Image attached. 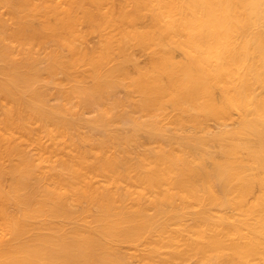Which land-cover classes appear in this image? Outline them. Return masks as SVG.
Listing matches in <instances>:
<instances>
[{
	"label": "bare ground",
	"instance_id": "bare-ground-1",
	"mask_svg": "<svg viewBox=\"0 0 264 264\" xmlns=\"http://www.w3.org/2000/svg\"><path fill=\"white\" fill-rule=\"evenodd\" d=\"M0 264H264V0H0Z\"/></svg>",
	"mask_w": 264,
	"mask_h": 264
},
{
	"label": "rangeland",
	"instance_id": "rangeland-1",
	"mask_svg": "<svg viewBox=\"0 0 264 264\" xmlns=\"http://www.w3.org/2000/svg\"><path fill=\"white\" fill-rule=\"evenodd\" d=\"M0 236L4 237V239H7V237L4 235L2 231H0Z\"/></svg>",
	"mask_w": 264,
	"mask_h": 264
}]
</instances>
